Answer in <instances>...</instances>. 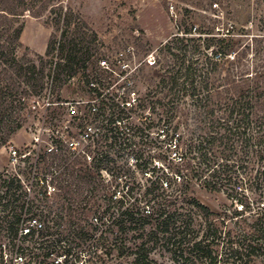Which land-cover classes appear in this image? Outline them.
<instances>
[{
	"label": "trees",
	"instance_id": "16d2710c",
	"mask_svg": "<svg viewBox=\"0 0 264 264\" xmlns=\"http://www.w3.org/2000/svg\"><path fill=\"white\" fill-rule=\"evenodd\" d=\"M48 12L57 14L59 38L51 36L44 54L21 55L27 14L41 17ZM74 16V10L62 0H0V149L39 110L51 81L62 75L70 78L87 67L91 41L86 31L71 28ZM215 41L219 49L207 51L205 58L183 55L172 73L158 76L156 91L168 88L155 101L161 109L158 122L175 155L170 154L166 168L159 170V187L146 206L138 211H133L132 203L125 206L120 229L126 236L116 238L114 247L121 248L127 260L113 264H264V78L242 72L250 49L235 53L228 38ZM188 47L189 42L179 46L180 50ZM192 47L196 51L198 44ZM218 63L232 66L233 73L213 81L205 68L215 70ZM47 102L49 111L52 101ZM124 113L100 118L98 145L103 150L97 154L101 159L94 158L96 174L89 167L83 174L70 172L79 156L73 157L61 142L59 153L44 158L51 156L67 165L50 180L40 181L55 185L60 196H71L72 185L78 183L91 186L89 191L95 196L101 195L104 180L100 182L96 176L103 178L100 169L110 155L109 148L138 131L133 120L121 129L122 121L129 118ZM195 183L208 191L224 192L241 207L213 210L191 194ZM248 190L257 192L254 200L248 199ZM27 194L22 180L0 174V204L10 208L4 217L9 219L8 231L13 237L27 220L38 216L49 221L59 215L50 218L52 213H44L40 203ZM104 199V211L119 202L113 197ZM49 228L42 234L49 235Z\"/></svg>",
	"mask_w": 264,
	"mask_h": 264
},
{
	"label": "rangeland",
	"instance_id": "374dc122",
	"mask_svg": "<svg viewBox=\"0 0 264 264\" xmlns=\"http://www.w3.org/2000/svg\"><path fill=\"white\" fill-rule=\"evenodd\" d=\"M62 1L75 12L71 28L86 31L92 55L87 67L74 76L62 75L57 81H51L39 110L29 115L24 126L0 149V174L8 173L22 180L27 198L40 203L44 213H52L50 218L59 214L57 221H52L55 216L44 221L46 227H51L49 235L44 233L36 242L24 243L30 249L40 247L36 251L40 254L37 264H113L116 260H127L121 248L114 247L116 238L126 236L120 229L121 220L126 218L122 215L125 206L132 203L133 211L146 206L159 187L156 180L159 170L166 168L170 154L175 155L174 146L158 122L161 109L156 108L155 101L168 91V88L156 91L158 76L172 73L177 59L183 55L187 59L205 58L207 51L219 49L215 40L226 37L230 50L235 45V53L250 49L243 59L244 75L249 72L264 78V0ZM171 4L175 5L173 12ZM56 16L51 12L41 17L27 14L21 55L44 54L51 36L59 38ZM177 38L184 39V43ZM188 42L187 50H180L179 46ZM193 44H198L196 51ZM229 67L232 66L218 63L215 70L212 67L205 70L214 81L232 74L233 69ZM47 101H52L49 111ZM71 104H77L79 113L97 121L98 126L100 118L123 111L129 118L122 121L121 129L132 120L138 127L135 134L128 136L131 139L127 140L125 135L109 148L110 155L101 164L103 178L95 175L96 180H104L100 181L101 195L95 196L89 191L91 186L78 183L72 185L71 196H60L55 185L40 181L41 178L50 180L67 165L51 156L42 157L40 149L51 142V137L81 140L76 151H82L88 144L80 136L84 124L68 114ZM36 137L40 145L34 146ZM11 145L29 155L12 163ZM100 146H92L88 157L79 156L80 160L73 161L69 171L83 174L89 167L96 174L93 158L100 157L97 156L103 150ZM164 188L167 187L164 185ZM80 191L84 192L80 194ZM191 194L215 211L241 207V203L237 200L234 203L224 192L208 191L199 183L193 185ZM256 195L257 192L247 191L249 200H254ZM104 197L127 203L118 202L104 211L107 207ZM9 210L0 204V252L4 244L14 242L8 231L9 219L4 217ZM113 220L117 223H112Z\"/></svg>",
	"mask_w": 264,
	"mask_h": 264
},
{
	"label": "built area",
	"instance_id": "2783aa9c",
	"mask_svg": "<svg viewBox=\"0 0 264 264\" xmlns=\"http://www.w3.org/2000/svg\"><path fill=\"white\" fill-rule=\"evenodd\" d=\"M217 5V4H215ZM175 8L174 4L170 5V11L173 12ZM106 63V61H104ZM78 104L80 102H77ZM97 111V108L94 107ZM68 114L70 116L75 117L78 122L84 124V131L80 133L81 139L83 141H88L87 146L82 151H76L78 146L81 145L82 141L72 137L70 139L61 138L57 136V138L51 137V142H46L44 146L40 149L42 152V157L44 158L47 154H57L60 152L61 142H64L66 148L73 154L74 156H90L88 152V148H92L98 143V133H100V128L97 124V121L94 122V119H89L87 116H83L78 111L77 104H71L69 108H67ZM95 113V112H94ZM89 120H91V124H89ZM93 125V126H92ZM34 146L40 145V139L38 137L35 138L33 143ZM34 151V150H33ZM10 153H11V161L12 163L17 162L19 159H25L29 154L22 153L19 148L14 145L10 146ZM83 153L84 155H81ZM48 157V156H47ZM95 158V157H94ZM93 158V159H94ZM27 222V223H26ZM46 228L44 221H42L38 217H34L31 220H27L23 222L18 230L17 235L14 237V242L9 244H4L1 248L0 252V264H37L39 261V255L36 251L40 247H33L30 249L28 246H25L24 243L34 241L36 242L38 237L42 235V230ZM15 246V247H14ZM8 247V248H7Z\"/></svg>",
	"mask_w": 264,
	"mask_h": 264
}]
</instances>
